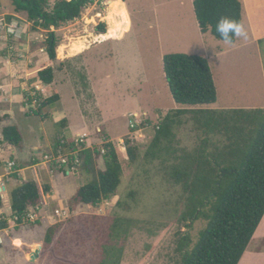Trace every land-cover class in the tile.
Wrapping results in <instances>:
<instances>
[{"label": "rangeland", "instance_id": "1", "mask_svg": "<svg viewBox=\"0 0 264 264\" xmlns=\"http://www.w3.org/2000/svg\"><path fill=\"white\" fill-rule=\"evenodd\" d=\"M124 1L94 0L78 18L53 29L58 38L54 82L43 86L36 79V70L42 57L47 56V30L33 26L25 12H14L8 0H0V26L5 31L0 56L24 65L17 73H23V78L18 80L24 82L25 101V92L41 98L49 92H59L74 129L88 133L72 136L64 130L65 119L63 123L62 120L55 123L50 110L42 108V122L35 126L38 134L28 135L27 140L43 145L45 154L53 157L48 163L53 172L52 191L42 194L35 208L29 207L20 224L11 212L0 214V220L7 223L5 228H0L5 240L0 246V264H95L99 247L94 254L90 248L92 240L116 216L131 219L120 264H179L181 238L189 237L191 247L206 220L185 222L181 218L186 200L182 188L165 178L158 159H144L156 126L167 112L176 108H264V42H259L264 39V0H241L247 39L236 38L231 45L209 32H200L192 0ZM109 2L117 23L111 32L106 22ZM99 23H105L106 33H97ZM101 34L106 38H99ZM81 38H86L87 45L79 43ZM172 52L199 54L208 59L217 91L214 103L190 106L173 100L162 65L163 55ZM0 65L5 64L0 61ZM73 98L80 103L82 118ZM31 106L35 107V103ZM181 120L175 128V145L192 150L199 145L204 132L190 112ZM78 137L81 143L76 141ZM106 138L114 143L123 166L116 194L97 205H80L70 212L68 198L78 186L97 178L98 171L104 167L101 154H94L90 171H86L79 152L81 146L102 153ZM60 140L67 147L70 142L79 143L76 160L70 159V148H57ZM213 140L221 141V136H214ZM128 144L137 147L134 162L128 160ZM6 149L4 145L3 155L14 158L19 165L47 163L44 154L20 148L18 155L22 160L19 161L16 153ZM59 156L69 158L70 165L62 163ZM67 170L72 173L67 174ZM26 175L32 172L27 171ZM34 178L30 179L37 180L40 188L48 184L42 177ZM11 190L12 185H7L5 193L1 192L2 213L9 211ZM59 222L62 226L54 234L53 242L45 247L48 227ZM14 237L21 238L23 244L13 242ZM261 237L255 236L249 247L258 246L264 252ZM38 244H42V249L37 259L29 262V253ZM249 264H264V255Z\"/></svg>", "mask_w": 264, "mask_h": 264}, {"label": "trees", "instance_id": "2", "mask_svg": "<svg viewBox=\"0 0 264 264\" xmlns=\"http://www.w3.org/2000/svg\"><path fill=\"white\" fill-rule=\"evenodd\" d=\"M8 1L14 12H25L33 26L47 30L45 51L48 59L38 65L36 79L47 85L52 84L58 44L53 29L78 18L94 0H53L52 4L49 0ZM192 4L201 33L209 32L221 40L215 32L219 18L229 17L242 23L241 0H192ZM105 32V23H99L97 33ZM259 42L263 43L264 39ZM162 65L169 92L177 104L204 105L217 100L216 86L206 57L172 52L163 55ZM25 97L29 113L41 117L42 108L59 99L57 93L41 98L25 92ZM33 103L35 107L31 106ZM187 112L192 114L195 124L204 132L199 145L192 150L175 145V128L181 124V117ZM0 134L1 144L22 146L23 135L18 126L3 125ZM214 136H221V141H214ZM66 144L60 140L56 146L78 148L74 142L68 143V147ZM81 148L79 152L86 171H90L94 154H101L104 167L98 171L97 178L78 186L68 198L70 212L80 205H97L114 196L123 173L122 162L110 139L104 140L102 153L96 148ZM126 153L129 162L137 159L136 146L128 144ZM73 158L71 155L70 159ZM144 159H158L163 165L165 178L182 188L186 200L181 218L185 222L200 218L206 220L191 247L189 237L181 238L179 264H238L264 215V108L218 110L197 107L170 110L156 126L144 152ZM222 170H226V174L221 177L218 186L216 181ZM14 176L17 174L14 173ZM50 190L49 184H43L40 188L34 180H23L16 185L10 192V208L16 222H23L29 207L35 208L42 194ZM2 206L0 192V208ZM130 224L131 219L116 216L97 233L99 237L92 240L90 247L94 254L96 247H99V258L95 264L121 263ZM6 226L7 223L0 220V228ZM60 226L61 222L48 227L43 244L45 247L53 242Z\"/></svg>", "mask_w": 264, "mask_h": 264}, {"label": "crops", "instance_id": "3", "mask_svg": "<svg viewBox=\"0 0 264 264\" xmlns=\"http://www.w3.org/2000/svg\"><path fill=\"white\" fill-rule=\"evenodd\" d=\"M4 32L5 31L2 30V26H0V44H1L2 38L5 36ZM4 58L5 57L0 56V61H3V65L5 64L4 66L0 65V118H2L0 120V127L6 124H14L18 126V128L20 129L23 135V141H22L21 147H16V146H13L7 143H2V144L0 143V181L3 185V191L5 193L7 185H12V189H13L16 185L21 183V181L28 180V177L34 180H35L34 177H38V178L42 177L44 180L48 182L51 188L50 190L51 192L53 186L51 184L50 176L51 174H53V172L50 170L48 163L43 162L40 164V162H37L35 164H30L28 166H22V165H19L20 163H16L17 161L14 158L12 157L7 158L2 153L3 146L7 145V149L12 150L13 153H16L15 157L19 161L22 160V156L18 155L20 148L27 149L28 151L32 150L34 154L36 152L39 153L40 155L45 154L43 145L41 146V144L35 143L36 142L35 140H31V141H28L29 139L27 140L28 135L34 136L38 134L35 129V126L38 125V123L42 121H41V116L30 114L28 111V108L25 105L26 103L24 99V87H23L24 82L18 80V78H23V73L22 74L21 73L18 74V73L21 72V67L24 65L20 63H16V62L15 63L10 62L8 60L6 61L4 60ZM47 59H48V55L46 56L45 54V56L42 57V62L46 61ZM7 73H9L10 76H12V78H9V75L7 77ZM40 83L43 86H51V84L47 85L42 82ZM56 93L59 95V99L55 101L54 103H52L51 105L47 106V109L50 110V112L52 113L51 117L53 121L56 123L62 119H65L66 126L64 127V130L65 132L66 131L69 132V134H71L72 136L76 134L87 135L88 133L85 131L80 133L74 129V126L72 125L71 120L69 118L70 116H69V112L67 111L68 109H66L63 103L62 96L59 92L56 91ZM52 94L54 93L49 92L46 96H44V98ZM73 100L75 103L74 106L78 108V110L80 111V117L82 118L80 103L76 98H73ZM37 117H39L40 119H37ZM0 137H1V134H0ZM38 146H39V149L37 148ZM39 150H42V151H39ZM3 161L7 163H4ZM8 161H14L15 164L12 167H9ZM41 165L42 167H40ZM27 171H31L32 175L30 176L26 175ZM14 173L17 174V176H14ZM30 178L29 180H32ZM8 207H9V211L6 210L2 213V209L4 208V206H2L0 208V214L8 215V212L12 213V210L10 208V202H9ZM263 222H264V215L260 223L258 224L250 242H252V240H254L253 238H255V236L257 235L262 236L261 238H264V230L261 231L262 228L264 229ZM12 240L13 242L19 241L18 245L20 243L23 244L22 239L19 237H14ZM40 245L42 249V244ZM263 255H264V252H263V249H261V247L253 246V248H250L248 245L247 249L245 250L238 264H249L251 263V260L253 259L259 260L260 256H263Z\"/></svg>", "mask_w": 264, "mask_h": 264}, {"label": "clouds", "instance_id": "4", "mask_svg": "<svg viewBox=\"0 0 264 264\" xmlns=\"http://www.w3.org/2000/svg\"><path fill=\"white\" fill-rule=\"evenodd\" d=\"M215 32L219 34L221 40L231 45L234 38L247 39V32L242 23L229 17H221L215 25Z\"/></svg>", "mask_w": 264, "mask_h": 264}, {"label": "built area", "instance_id": "5", "mask_svg": "<svg viewBox=\"0 0 264 264\" xmlns=\"http://www.w3.org/2000/svg\"><path fill=\"white\" fill-rule=\"evenodd\" d=\"M76 141L78 142H80L81 143V138H79L78 137V139H76ZM77 146H78V144L79 143H75ZM77 151H79V149L78 148H76V149H71V153L69 154L70 156L73 154V156H74V158H73V160H76L77 158H76V152ZM59 154H61L60 152H59ZM63 155V154H62ZM60 158H59V160L62 162V163H64V164H69V162H68V159L67 158H65V157H61V156H59ZM66 157H68L67 155H66ZM43 158L45 159V161L47 162V163H49V162H52L53 161V157H51V156H49V153L47 154H44L43 155ZM70 160V159H69ZM8 164H9V167H12L15 163H14V161H8ZM50 164V163H49ZM70 165V164H69ZM68 167V166H67ZM70 167V166H69ZM67 172V174H70V173H72V172H70V170H67L66 171ZM3 191V185H2V183H1V181H0V192H2ZM56 212L57 213H59V211L58 210H56ZM4 242H5V240H4V237L0 234V245H2V244H4Z\"/></svg>", "mask_w": 264, "mask_h": 264}, {"label": "bare ground", "instance_id": "6", "mask_svg": "<svg viewBox=\"0 0 264 264\" xmlns=\"http://www.w3.org/2000/svg\"><path fill=\"white\" fill-rule=\"evenodd\" d=\"M109 4H110V12H109V14L107 16V21L106 22H108V24H109L108 29L111 32V31H114L117 28V23H116V18H115V14H114V7L111 4V2H109ZM105 36H106L105 34H101L99 36V38L105 39L106 38ZM85 39L86 38H84V39L81 38L79 43H83V44L87 45ZM16 243L18 244L19 241H16Z\"/></svg>", "mask_w": 264, "mask_h": 264}, {"label": "water", "instance_id": "7", "mask_svg": "<svg viewBox=\"0 0 264 264\" xmlns=\"http://www.w3.org/2000/svg\"><path fill=\"white\" fill-rule=\"evenodd\" d=\"M225 174H226V170H222L220 175H219V179L216 181L218 186H219V182H220L221 177ZM40 249H41V245L38 244L33 250L30 251L29 258H28L29 262L36 261L38 255H39Z\"/></svg>", "mask_w": 264, "mask_h": 264}]
</instances>
